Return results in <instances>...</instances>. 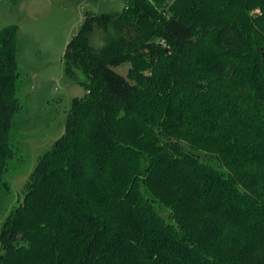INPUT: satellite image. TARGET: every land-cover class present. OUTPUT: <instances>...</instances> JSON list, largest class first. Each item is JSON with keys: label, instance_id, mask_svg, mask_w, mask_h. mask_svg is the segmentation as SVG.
<instances>
[{"label": "trees", "instance_id": "trees-1", "mask_svg": "<svg viewBox=\"0 0 264 264\" xmlns=\"http://www.w3.org/2000/svg\"><path fill=\"white\" fill-rule=\"evenodd\" d=\"M157 1L83 15L62 64L88 94L1 224L0 264H264V0ZM18 42L0 31V192Z\"/></svg>", "mask_w": 264, "mask_h": 264}, {"label": "rangeland", "instance_id": "rangeland-1", "mask_svg": "<svg viewBox=\"0 0 264 264\" xmlns=\"http://www.w3.org/2000/svg\"><path fill=\"white\" fill-rule=\"evenodd\" d=\"M171 1L158 0L157 5L166 9ZM126 2L0 0V31L13 26L18 33L19 50L15 60L19 72L16 96L20 106L12 116L11 135L7 138L13 157L7 162L3 177L9 191L0 192V226L22 202L24 187L38 159L64 134L74 100H84L88 94L84 86L63 75V53L67 42L85 13H120ZM114 70L126 76L131 64Z\"/></svg>", "mask_w": 264, "mask_h": 264}]
</instances>
